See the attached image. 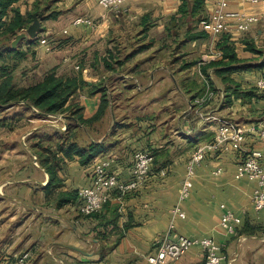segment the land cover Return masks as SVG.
<instances>
[{"label":"crops","instance_id":"crops-1","mask_svg":"<svg viewBox=\"0 0 264 264\" xmlns=\"http://www.w3.org/2000/svg\"><path fill=\"white\" fill-rule=\"evenodd\" d=\"M38 2V36L51 49L30 38L12 48L15 36H0L1 74L10 75L0 83L8 80L14 91L50 72L80 75L87 85L65 106L76 102L84 122H74L68 111L44 114L23 101L0 104V262L149 264L156 240L169 233L211 237L223 256L219 264H264V208L257 211L251 202L256 182L235 177L238 152L206 157L189 195L179 201L186 161L196 146L212 140L215 118L264 120V90L256 87L264 78V6L229 0L228 10L259 13L258 23L245 32L209 35L198 22L217 0H202L196 11L195 0H128L117 15L94 0H17L11 9L24 15ZM79 16L93 25L73 24ZM225 44L238 60L229 67L244 68L219 72L209 65L228 62ZM10 50L24 56L16 59ZM201 97L205 101L195 105ZM244 149L259 150L264 165V139L248 137ZM136 150L154 155L142 184L124 194L113 190L97 213L81 215L77 191L89 185L95 163L110 158L109 170L127 182ZM226 209L241 220L235 234L219 224ZM23 253L29 257L19 263ZM165 264H205L204 255L193 246Z\"/></svg>","mask_w":264,"mask_h":264},{"label":"built area","instance_id":"built-area-1","mask_svg":"<svg viewBox=\"0 0 264 264\" xmlns=\"http://www.w3.org/2000/svg\"><path fill=\"white\" fill-rule=\"evenodd\" d=\"M98 5L114 14H118L122 5L128 0H94ZM229 0H217L213 12L209 17L199 20L200 29L209 34L215 35L224 31L245 32L256 25L260 19L259 13L244 10H228ZM243 3L261 4L264 0H239ZM75 25H93L92 19L84 16L75 18L72 22ZM37 41L48 51L51 49L47 39L38 36ZM78 68V67H77ZM259 90H264V78H259L256 82ZM206 95L210 96L211 91L207 90ZM205 101V97L193 100L195 105H200ZM218 125L215 129L212 140L202 143L194 148L185 164V176L180 188L179 201L187 198L192 186V179L198 165L210 155H219L223 151L238 152L240 161L236 165L235 177H247L256 182V187L252 192L251 202L255 210L264 208V165L261 164L262 153L257 149L245 151L244 145L248 137L264 139V120L257 123L240 124L225 117L215 118ZM154 161V155L147 150H136L133 153V166L131 169V179L127 182L121 181L118 176L109 170L111 159L107 158L95 163L92 169L90 183L81 187L77 191L80 199L79 213L83 216H90L97 213L104 204L111 199V192L124 194L136 189L145 180L150 172ZM220 168L215 173H219ZM166 171L161 169L160 175H165ZM179 217H184L183 211L179 207L175 208ZM240 218L231 210L226 209L220 216V226L229 234H235L240 226ZM169 228H173L170 224ZM193 246H199L204 255L205 264H219L223 259L220 254V246L211 237L190 238L185 235H176L170 238L169 233L156 240L155 252L146 257L149 264H165L167 261L178 260L186 251ZM29 257L28 253H23L17 261L23 263ZM0 264H11L4 260Z\"/></svg>","mask_w":264,"mask_h":264},{"label":"trees","instance_id":"trees-1","mask_svg":"<svg viewBox=\"0 0 264 264\" xmlns=\"http://www.w3.org/2000/svg\"><path fill=\"white\" fill-rule=\"evenodd\" d=\"M17 0H0V36L5 37L6 39H11L15 36L19 31L25 29L28 24L32 22V13L39 12L41 7L36 3L35 7L26 12L24 15L20 14L16 9H11L13 3ZM202 0H195L193 5V11L197 9H201ZM186 5H183V9L185 10ZM8 11H11V16L8 17ZM56 13L48 14L49 16H55ZM203 17L201 16L200 19ZM199 19V20H200ZM37 39H32V42L35 43ZM248 49L256 52L254 47L248 45ZM223 50V58H227L228 62L222 60L217 62H211L209 65L218 66L217 70L219 72H227L230 70L242 69L244 67H229L228 64H232L237 60L236 55L230 45L225 44L222 47ZM15 53V58L20 59L24 56L23 53L10 50ZM110 61H113V55L110 53ZM105 64L107 67H111V64L105 60ZM264 66V63H262ZM3 71V70H2ZM2 75L0 69V78ZM9 82L3 81L0 83V104H7L9 102H18L23 101L26 102L44 114H56L62 113L64 111H68L69 118L73 119L76 123H83L84 120L80 115L81 108L76 102L65 106L66 102L71 96H74L81 91L87 84L81 78L80 75H72L68 77H58L55 72L48 73L44 79L30 87H22L17 88L16 90H12L11 86H9ZM106 105V101H102V105L100 106V110L96 114L95 118H98L101 114L103 108ZM88 151L90 153H96V146L89 147ZM109 202V201H108ZM107 202V203H108ZM106 203V204H107ZM104 204V205H106Z\"/></svg>","mask_w":264,"mask_h":264},{"label":"water","instance_id":"water-1","mask_svg":"<svg viewBox=\"0 0 264 264\" xmlns=\"http://www.w3.org/2000/svg\"><path fill=\"white\" fill-rule=\"evenodd\" d=\"M42 15L43 11L32 13V22L24 29V31L15 35L14 39L11 41L12 48H15L22 39H37L41 32L40 17Z\"/></svg>","mask_w":264,"mask_h":264},{"label":"rangeland","instance_id":"rangeland-1","mask_svg":"<svg viewBox=\"0 0 264 264\" xmlns=\"http://www.w3.org/2000/svg\"><path fill=\"white\" fill-rule=\"evenodd\" d=\"M113 53V52H112Z\"/></svg>","mask_w":264,"mask_h":264}]
</instances>
